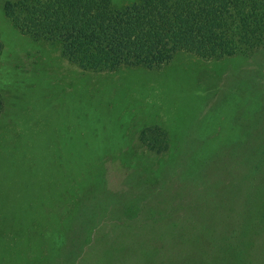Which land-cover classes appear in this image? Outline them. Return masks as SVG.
<instances>
[{"label":"rangeland","instance_id":"rangeland-1","mask_svg":"<svg viewBox=\"0 0 264 264\" xmlns=\"http://www.w3.org/2000/svg\"><path fill=\"white\" fill-rule=\"evenodd\" d=\"M6 1L0 264H144L151 240L179 229L184 251L232 231L262 264L264 49L94 73L19 32Z\"/></svg>","mask_w":264,"mask_h":264},{"label":"trees","instance_id":"trees-1","mask_svg":"<svg viewBox=\"0 0 264 264\" xmlns=\"http://www.w3.org/2000/svg\"><path fill=\"white\" fill-rule=\"evenodd\" d=\"M4 10L23 35L59 44L67 60L94 73L155 69L181 52L223 59L264 49V0H138L121 8L112 0H7ZM3 48L0 39V58ZM4 102L0 94V116ZM155 132L165 135L159 128ZM157 151L162 153L161 147ZM179 233L165 231L151 240L140 252L144 264H184L178 257L195 256L196 249L200 258L194 264L260 262L261 254L255 252L251 260L249 247L232 231L210 245L197 233L185 251ZM142 263L138 257L137 264Z\"/></svg>","mask_w":264,"mask_h":264}]
</instances>
